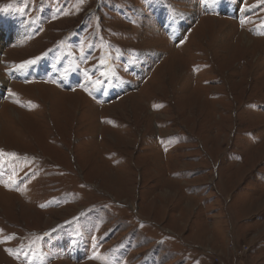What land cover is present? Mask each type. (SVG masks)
<instances>
[{
    "label": "rangeland",
    "instance_id": "374dc122",
    "mask_svg": "<svg viewBox=\"0 0 264 264\" xmlns=\"http://www.w3.org/2000/svg\"><path fill=\"white\" fill-rule=\"evenodd\" d=\"M0 264H264V0H0Z\"/></svg>",
    "mask_w": 264,
    "mask_h": 264
},
{
    "label": "snow or ice",
    "instance_id": "6c2138e0",
    "mask_svg": "<svg viewBox=\"0 0 264 264\" xmlns=\"http://www.w3.org/2000/svg\"><path fill=\"white\" fill-rule=\"evenodd\" d=\"M34 61H28L27 63H33ZM14 155V154H13Z\"/></svg>",
    "mask_w": 264,
    "mask_h": 264
}]
</instances>
